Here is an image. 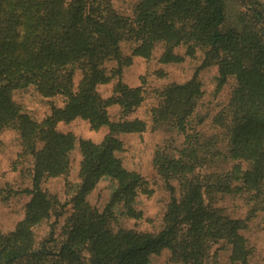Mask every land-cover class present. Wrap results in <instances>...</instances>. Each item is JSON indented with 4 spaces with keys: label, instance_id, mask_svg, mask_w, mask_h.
I'll return each mask as SVG.
<instances>
[{
    "label": "trees",
    "instance_id": "obj_1",
    "mask_svg": "<svg viewBox=\"0 0 264 264\" xmlns=\"http://www.w3.org/2000/svg\"><path fill=\"white\" fill-rule=\"evenodd\" d=\"M228 3L138 0L127 17L111 0H0V132L18 131L22 154L34 160L24 219L13 231L0 233V264H150L162 250L169 251L170 261L210 264V249L219 242L229 248L230 264H248L252 250L242 232L250 218L264 212V3L243 0L235 25ZM122 43L133 45L129 55L122 53ZM158 45L160 65L180 64L199 52L192 77L156 91L157 105L149 110L152 129L174 128L184 144L176 155L157 150L153 156L154 170L170 193L161 230H114V206L119 215L138 219L134 200L144 193L141 178L124 170L116 157L122 151L118 134L146 129L143 121L126 119L144 97L141 87H128L121 74L134 56L149 60ZM179 47L182 55L175 52ZM210 67L216 68L217 88L229 80L233 85L211 119L218 132L202 137L189 121L202 97L198 74ZM112 81L110 97L101 98L97 87ZM28 86L43 98L61 97L64 105L52 107L39 123L26 121L12 92ZM110 106L120 109L119 121L109 120ZM76 118L92 130L109 132L93 144L55 131L57 123ZM76 143L80 183L58 233L63 212L41 185L67 172ZM216 158L232 166L205 174ZM100 178L115 183L101 211L86 200ZM226 196L242 198L249 215L232 218L215 207ZM51 219L47 236L37 240L35 229Z\"/></svg>",
    "mask_w": 264,
    "mask_h": 264
},
{
    "label": "rangeland",
    "instance_id": "obj_2",
    "mask_svg": "<svg viewBox=\"0 0 264 264\" xmlns=\"http://www.w3.org/2000/svg\"><path fill=\"white\" fill-rule=\"evenodd\" d=\"M138 0H111L113 9L123 15L130 17L133 8ZM245 1V0H244ZM264 3V0H258ZM241 2L243 0H229L228 17L229 21L235 25V20L239 11H242ZM246 4V3H244ZM132 44L122 43L121 51L124 55H129ZM183 47L175 50L176 53H183ZM161 53L160 46H156L149 60L134 56L129 67L124 68L121 74V81L130 88L141 87L144 101L142 105L126 119H138L143 121L146 129L141 133H120L116 138L121 142L122 151L116 154L124 170L137 174L143 184V192L135 197L134 209L140 213V218L129 219L118 212L121 211L118 205L114 206L115 220L111 222L114 230H134L140 233L155 234L162 228V218L166 206L170 200V193L165 182L156 174L153 167V156L155 151L176 155V151L184 144L183 135L174 128L161 127L151 128L149 110L157 105L156 91H161L169 84H182L188 81L200 63L199 52L194 59H185L180 64L160 65L157 59ZM79 74L74 77L76 85ZM202 91V97L198 101L193 116L189 123L195 127L202 137H208L218 131L211 125L212 117L227 103L233 81L229 80L225 85L217 88L216 68L210 67L199 72L197 77ZM114 81L97 87V93L103 99L110 97L114 86ZM12 100L18 106L19 112L32 122L39 123L49 115L52 107L61 108L64 105L61 97L43 98L33 86L15 90L12 92ZM109 120L117 122L121 119L120 109L117 106H110L107 109ZM55 131L60 134L72 135L76 142L79 140L99 144L108 134L107 127L92 130L86 120L76 118L70 122H59L55 126ZM21 139L18 131L12 128L4 129L0 132V233L6 234L13 231L18 223L24 219L25 206L30 200V195L26 193L31 189V176L34 160L29 155L21 152ZM219 151L224 153V146H219ZM208 172H225L232 166V162H226L222 158ZM80 154L77 143L70 153L69 169L66 173L46 179L42 185V190L57 200V205L62 210V216L58 219L59 229L70 213V198L80 183L79 173ZM170 185L176 190L178 197L177 183L171 181ZM115 187L114 181L100 178L93 190L86 197L91 207L101 211L110 200ZM146 193V194H145ZM215 207L222 208L225 215L232 218H246L249 215L250 206L238 196L220 197L215 203ZM58 210V209H57ZM53 219L44 222L35 229L37 240L47 236L49 226ZM244 238L251 247V254L248 264H264V212H257L250 218L247 228L242 232ZM210 264H230L229 248L224 243L219 242L214 245L209 252ZM168 250H162L158 255L150 257V264H183L181 262L170 261Z\"/></svg>",
    "mask_w": 264,
    "mask_h": 264
}]
</instances>
